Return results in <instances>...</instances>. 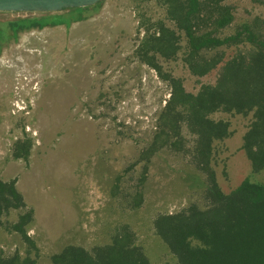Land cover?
<instances>
[{"label": "rangeland", "instance_id": "obj_1", "mask_svg": "<svg viewBox=\"0 0 264 264\" xmlns=\"http://www.w3.org/2000/svg\"><path fill=\"white\" fill-rule=\"evenodd\" d=\"M236 25L264 18V6L255 0H228ZM37 12L0 11V23ZM141 18H165L158 0H104L91 17L70 26L21 31L0 50V177L17 179L27 207L33 210L28 235L35 241L38 264H50V255L66 244L91 248L105 244L115 228L128 224L152 264H178L154 233L157 213L178 211L190 203L204 207L203 175L187 156L164 148L151 159L142 186L144 202L138 209L125 206L135 191L143 163L138 160L156 131L159 112L169 97V85L154 69L134 57L143 35ZM184 45V39L181 41ZM183 49L173 60L159 58L164 70L180 78L195 93L203 83L213 84L217 71L193 76L182 61ZM233 49L226 50L227 56ZM17 101L21 107H16ZM213 119L230 123L232 134L214 143L212 166L224 192L242 180L264 184V170L252 172L242 149V136L252 115L215 112ZM188 145L192 136L183 132ZM32 140L29 160L11 156L13 143ZM119 189L113 195L116 178ZM22 210L3 217L13 223ZM26 243L0 227V253L26 255Z\"/></svg>", "mask_w": 264, "mask_h": 264}, {"label": "trees", "instance_id": "obj_2", "mask_svg": "<svg viewBox=\"0 0 264 264\" xmlns=\"http://www.w3.org/2000/svg\"><path fill=\"white\" fill-rule=\"evenodd\" d=\"M228 0H158L165 8V18L152 21L141 18L143 35L134 50V57L154 69L168 83L169 97L159 112L151 142L139 152L131 170L143 163L135 191L125 196V206L138 209L144 202L142 186L149 163L160 150L167 148L187 156L204 177V207L190 203L171 213H157L152 226L178 264H264V184L242 180L234 189L224 192L212 166L214 143L228 138L230 123L213 119L215 112L252 115L242 136V149L252 172L264 170V18L236 25L232 33L221 36L234 20L233 6ZM264 6V0H255ZM104 0L92 6L68 8L56 13L24 17L0 23V50L21 31L54 26H70L91 17ZM184 39V45L181 41ZM182 61L195 77L216 70L213 84L203 83L193 93L182 80L164 70L159 63L173 60L180 50ZM233 49L227 56L226 50ZM184 131L192 136L188 145ZM32 140L17 139L11 148L14 159L28 161ZM119 177L113 187L117 194ZM17 179L0 177V227L7 224L26 243V255L14 251L0 253V264H38L31 251L38 254L35 241L28 235L33 210L27 207L17 188ZM12 210H22L17 220L5 223L3 217ZM50 264H152L135 231L128 224L118 225L105 244L86 248L66 244L50 255Z\"/></svg>", "mask_w": 264, "mask_h": 264}, {"label": "water", "instance_id": "obj_3", "mask_svg": "<svg viewBox=\"0 0 264 264\" xmlns=\"http://www.w3.org/2000/svg\"><path fill=\"white\" fill-rule=\"evenodd\" d=\"M102 0H0V11L56 13L63 9L87 7Z\"/></svg>", "mask_w": 264, "mask_h": 264}, {"label": "built area", "instance_id": "obj_4", "mask_svg": "<svg viewBox=\"0 0 264 264\" xmlns=\"http://www.w3.org/2000/svg\"><path fill=\"white\" fill-rule=\"evenodd\" d=\"M20 103L17 101V104H16V107L19 109V110H24L25 108H26V106L25 107H21V105H19Z\"/></svg>", "mask_w": 264, "mask_h": 264}]
</instances>
